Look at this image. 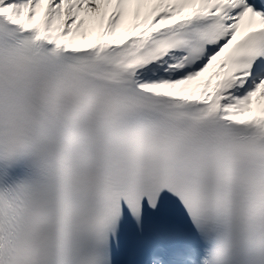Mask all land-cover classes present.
<instances>
[{"label":"snow or ice","instance_id":"snow-or-ice-1","mask_svg":"<svg viewBox=\"0 0 264 264\" xmlns=\"http://www.w3.org/2000/svg\"><path fill=\"white\" fill-rule=\"evenodd\" d=\"M0 264H264V0H0Z\"/></svg>","mask_w":264,"mask_h":264},{"label":"bare ground","instance_id":"bare-ground-1","mask_svg":"<svg viewBox=\"0 0 264 264\" xmlns=\"http://www.w3.org/2000/svg\"><path fill=\"white\" fill-rule=\"evenodd\" d=\"M42 16V10L38 11L36 19L39 20Z\"/></svg>","mask_w":264,"mask_h":264}]
</instances>
